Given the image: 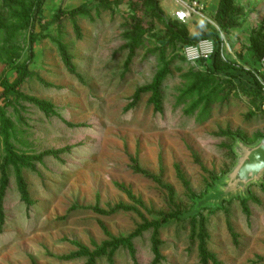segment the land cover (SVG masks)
<instances>
[{"label": "rangeland", "instance_id": "374dc122", "mask_svg": "<svg viewBox=\"0 0 264 264\" xmlns=\"http://www.w3.org/2000/svg\"><path fill=\"white\" fill-rule=\"evenodd\" d=\"M197 1L244 74L171 0H0V264H264V182L197 210L264 137V0Z\"/></svg>", "mask_w": 264, "mask_h": 264}, {"label": "water", "instance_id": "95a60500", "mask_svg": "<svg viewBox=\"0 0 264 264\" xmlns=\"http://www.w3.org/2000/svg\"><path fill=\"white\" fill-rule=\"evenodd\" d=\"M235 137L234 152L237 162L234 168L218 183L217 188H211L210 192L198 201L197 210L209 204L220 207L224 200L234 197L245 199L249 196L248 188L251 184L260 185L264 182V137L255 144L247 143L238 135ZM245 150L246 153H243Z\"/></svg>", "mask_w": 264, "mask_h": 264}, {"label": "trees", "instance_id": "16d2710c", "mask_svg": "<svg viewBox=\"0 0 264 264\" xmlns=\"http://www.w3.org/2000/svg\"><path fill=\"white\" fill-rule=\"evenodd\" d=\"M180 25H186V24L181 23V22L176 20V22H174V24L172 25L173 31L176 33L177 37L180 40H182V41L187 40L191 44H197L198 41H200L202 39H211L215 43V51H214V54L212 55L210 71H212L213 73H217L219 75H225L228 77H237L238 75L244 74L245 71L238 69L236 66H233L230 64H227V65L221 64V42H222V40L220 38L219 32L216 29L209 28L206 32L200 33L195 39L189 40V39H187V37L184 33L180 32L178 30ZM162 76H163L162 73L159 74L158 77L156 78L155 82L151 86V89H152L153 94H154L153 99L155 100L156 104L159 103L158 83H159V80L162 78ZM247 78H248L247 80L250 83L255 82V79L253 78V75L251 73H248ZM6 86L8 88V91L4 92V94L7 95V94L15 91L14 85H9L8 83H6ZM259 91L261 92V89H259ZM20 189H21V192L23 193V197L27 200L28 195H27V192L25 191V186H24V183L22 181H20ZM123 243L131 248L130 239H119V240H115L114 242H108L104 246H102L100 249L94 251L93 253H89L90 264H92L94 262L96 257L107 254L108 247L113 246V245L118 246V245L123 244Z\"/></svg>", "mask_w": 264, "mask_h": 264}, {"label": "built area", "instance_id": "2783aa9c", "mask_svg": "<svg viewBox=\"0 0 264 264\" xmlns=\"http://www.w3.org/2000/svg\"><path fill=\"white\" fill-rule=\"evenodd\" d=\"M176 8L173 10V17L184 24L194 18H207L205 7L197 0H171ZM215 46L211 39H205L185 49V56L188 60L196 62L201 59H210L214 54ZM261 91L264 94V80L261 82Z\"/></svg>", "mask_w": 264, "mask_h": 264}, {"label": "bare ground", "instance_id": "6f19581e", "mask_svg": "<svg viewBox=\"0 0 264 264\" xmlns=\"http://www.w3.org/2000/svg\"><path fill=\"white\" fill-rule=\"evenodd\" d=\"M243 153H246V150ZM244 155H246V154H244Z\"/></svg>", "mask_w": 264, "mask_h": 264}]
</instances>
